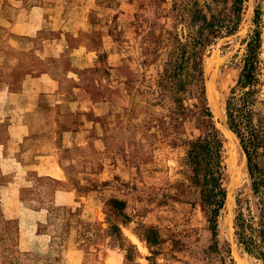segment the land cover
<instances>
[{"label": "rangeland", "instance_id": "1", "mask_svg": "<svg viewBox=\"0 0 264 264\" xmlns=\"http://www.w3.org/2000/svg\"><path fill=\"white\" fill-rule=\"evenodd\" d=\"M32 1L41 8L36 17L42 13L45 19L36 44L64 38L66 48L51 49L44 58L78 105L68 106L51 131V174L28 172L20 183L16 171L0 170V264H221L226 243L234 264H264V258L244 252L233 233L236 198L250 209L255 199L244 156L224 122V100L241 66L242 39L254 28L255 8L260 32L255 97L264 106V0H245L235 32L215 39L202 55L206 102L223 139L226 200L216 217L219 253L208 251L209 223L187 179L185 148L173 134L162 133L165 110L153 102L174 0ZM197 2L204 10L207 4L224 12L230 4ZM177 132L191 139L198 130L186 119ZM37 142L25 137L18 156L37 153ZM58 190L69 200H59ZM112 197L124 202L126 220L113 215ZM111 223L119 228L117 241L109 236ZM146 227L157 234L160 249L154 254L143 239Z\"/></svg>", "mask_w": 264, "mask_h": 264}, {"label": "trees", "instance_id": "2", "mask_svg": "<svg viewBox=\"0 0 264 264\" xmlns=\"http://www.w3.org/2000/svg\"><path fill=\"white\" fill-rule=\"evenodd\" d=\"M244 1L230 0L229 7L224 12L212 9L207 4L204 5V10L197 0H174L171 6V30L167 31L165 37L168 50L162 58L153 90V102L165 110L166 119L160 121L162 133L173 134L172 140L178 141L185 148L183 164L187 167V179L196 188L198 204L209 223L212 243L208 246V251L217 253L216 217L226 194L221 182L223 139L206 102L202 55L206 46L215 39L235 32ZM251 20L254 28L242 39L244 48L241 66L235 83L229 88L224 100V122L227 130L236 138L244 156L250 192L255 199L252 209L248 205L241 206L238 198L235 200V240L247 254L264 258V106L255 97L260 83L257 8L253 10ZM186 119H192L198 130L197 135L191 139H181L177 132L182 129ZM109 204L113 215L123 221L127 219L122 200L112 197ZM108 233L112 241L119 240L117 225L109 224ZM143 239L148 244L150 253L154 254L160 249L154 229L144 228ZM118 244L121 245V241ZM125 251L124 258L129 260L131 252L128 248ZM219 260L221 264H234L227 243Z\"/></svg>", "mask_w": 264, "mask_h": 264}, {"label": "crops", "instance_id": "3", "mask_svg": "<svg viewBox=\"0 0 264 264\" xmlns=\"http://www.w3.org/2000/svg\"><path fill=\"white\" fill-rule=\"evenodd\" d=\"M36 9L41 8L32 0H0V170L16 171L20 183L28 172L51 174L50 148L55 146L51 131L68 106L76 109L78 105L74 95L68 97L62 90L44 58L51 49L64 50V38L59 35L36 44L37 28L45 20L42 13L36 17ZM36 56L42 60L37 66ZM25 137L38 140V152L27 151L21 159L18 148ZM55 196L62 202L69 200L63 190Z\"/></svg>", "mask_w": 264, "mask_h": 264}, {"label": "bare ground", "instance_id": "4", "mask_svg": "<svg viewBox=\"0 0 264 264\" xmlns=\"http://www.w3.org/2000/svg\"><path fill=\"white\" fill-rule=\"evenodd\" d=\"M226 200V199H225Z\"/></svg>", "mask_w": 264, "mask_h": 264}]
</instances>
